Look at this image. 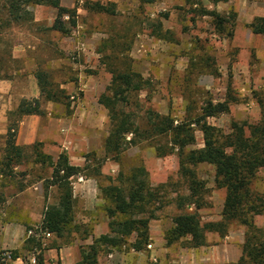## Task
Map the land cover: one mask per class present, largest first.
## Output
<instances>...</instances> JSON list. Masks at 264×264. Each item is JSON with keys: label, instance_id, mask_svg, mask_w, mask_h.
I'll use <instances>...</instances> for the list:
<instances>
[{"label": "rangeland", "instance_id": "1", "mask_svg": "<svg viewBox=\"0 0 264 264\" xmlns=\"http://www.w3.org/2000/svg\"><path fill=\"white\" fill-rule=\"evenodd\" d=\"M95 5L109 10L111 14L98 13L93 10ZM199 7L214 11L226 19L228 23L224 27V35L217 33L212 17H202L193 11H199L194 9ZM1 9L2 0L0 22L4 19ZM74 9L77 24L68 35L50 31L48 28L53 22L49 26L23 22L10 24L0 36V64L6 68L8 76H15V72L23 69L28 72L39 69L48 73L50 80L58 87L72 85L75 88L68 96L70 105L67 116L75 117L77 121L63 128L64 138L59 151L67 155L72 166L80 167L84 172L71 181L74 226L62 236L53 235L51 238H61L59 241L62 245H69L74 239L83 240L85 242L80 247L87 251V246L92 245L95 239L111 235V219L107 209L113 205L104 198L101 189L119 186L134 171L144 168L149 185L158 190L155 192L157 200H161V203L151 206L158 208L161 204L149 221L150 244V238H165L173 227L175 217L181 214L175 203L164 205L174 201L176 194H183L185 184L179 173L176 154L157 157L156 149L161 143L142 142L124 151L118 159H111L105 154L109 121L106 109L98 104V98L110 83L107 65L117 69L130 67L150 82V88L140 94L144 110L152 109L180 121L185 117H194L205 102L221 103L229 95L233 101L228 113L208 118L207 123L226 134L231 132L233 124H255L264 115V36L253 34L249 26L257 23V19L264 20V0H227L216 4L208 0H153L152 3H147V0H73L70 10ZM29 10L33 14L32 7ZM165 15L167 19H164ZM63 20L67 21L68 17L65 16ZM154 25L163 33L169 32L168 37L171 36L173 42L154 37ZM111 39L115 47L106 48L98 54L97 51L103 48L102 43ZM57 43L66 48V56L57 52L54 46ZM17 44L35 48L28 53L34 64L25 66L20 60L10 61L4 57L3 50L7 48L12 52ZM109 55L113 58L112 62L106 61L105 66L103 60ZM59 58L66 59V62L56 65ZM85 101L86 108L81 106ZM79 106L80 114L75 115ZM83 109L88 110L86 116ZM88 121L97 123L96 129L89 127ZM195 140V145L187 148V151L203 147L202 133L198 130ZM40 149L47 154L43 144ZM3 150L0 149V162ZM26 154L23 166L6 170L12 174V178L0 179V187L9 197L16 190L32 187L35 191L38 187L40 198L35 211L39 213L41 222L45 208L56 203L57 190L44 181L50 171H43L39 165L32 164L31 151ZM93 170L99 171L101 176L90 177ZM194 171L207 189L204 206L197 211L200 222H218L221 220L225 191L215 188L212 166L200 164ZM85 178L94 182L97 191L92 194L86 191L87 199L84 200L79 197L80 193L75 195L74 185ZM164 185L165 190H160ZM253 189L264 196V169L257 174ZM5 195H2V199ZM32 199L36 204L34 195L31 194V198L25 195L22 204H30ZM86 200L89 209L81 206V202ZM8 212L11 213L10 210ZM25 214L20 216L23 221L27 219ZM259 226L256 227L264 235L263 217L259 218ZM30 228L36 232V236L30 238H41L38 231L40 224ZM239 231L245 238V228L236 224L229 227L227 236ZM134 240L135 236H131L127 243L132 244ZM49 242L50 239L46 244ZM164 244L172 257L169 264H179L180 250L188 252L193 249L187 239L170 245L165 241ZM153 248L146 246L142 251H152ZM128 249L127 245L115 249L103 247L98 258L107 255V252L124 253ZM30 255L20 254V257L26 260Z\"/></svg>", "mask_w": 264, "mask_h": 264}, {"label": "trees", "instance_id": "2", "mask_svg": "<svg viewBox=\"0 0 264 264\" xmlns=\"http://www.w3.org/2000/svg\"><path fill=\"white\" fill-rule=\"evenodd\" d=\"M153 0H147L152 3ZM216 4L227 0H208ZM34 6L50 7L56 10V18L48 28L50 31L68 35L71 28L75 27L76 11L60 6V0H2L4 19L0 22V36L2 30L10 24L34 22V16L30 8ZM193 7V5H190ZM193 10L200 16H210L219 35H224V27L228 23L214 11L209 12L203 7ZM93 10L98 13L111 14L100 5H95ZM67 16L68 20L63 18ZM165 15L164 19H167ZM249 27L253 34L264 36V20L257 19ZM153 36L159 40L173 42L168 37L169 32L163 33L156 25L152 26ZM103 48L115 47L113 39L103 42ZM125 48V47H124ZM11 50L4 49L3 54L8 60L13 61ZM103 64L111 61V56H105ZM119 60V58H115ZM123 61V58L121 59ZM2 60H0L1 62ZM125 63V62H124ZM110 66V67H109ZM107 71L111 75L110 83L106 91L98 98V104L107 111L109 121V135L104 143L105 154L111 159H118L127 149L137 146L142 142L161 143L156 149L157 157H166L176 154L179 164V173L184 181L183 194H176L174 201L167 202L164 206L176 204L181 214L175 217L173 227L166 233L165 241L168 245L188 239L190 248H199L205 245L207 233H217L224 238L231 225L236 224L245 228V238L242 245V255L237 264H264V235L263 231L256 227L254 218L264 215V196L253 189V183L260 170L264 169V115L255 124H233L231 132L226 134L220 129L207 123L208 118L228 113L229 105L233 101L227 98L221 103L207 101L199 108L194 117H185L177 121L170 115H163L152 109L144 110L140 100V94L150 88V82L130 67L124 69L113 68L107 65ZM48 74V73H47ZM39 69L35 72V78L40 91V98L22 99L17 109L9 113V124L5 136V147L0 162V175L2 178H12V174L6 170H14L25 164L27 151L34 165H39L41 170L50 171L48 181L50 187L57 190L56 203L47 206L40 223L41 231L55 236L74 226L73 191L71 181L82 175L84 170L72 166L67 155L63 152L56 159L44 154L41 143L31 146H17L15 144L16 131L19 123L27 116H44L42 108L44 103L62 104L69 108V97L65 91L50 80V77ZM6 68L0 64V80L8 79ZM196 130L202 133L203 147L188 150L195 145ZM200 164H208L214 168V186L225 191V199L221 211V220L201 224L197 211L204 206V197L207 193L205 183L198 179L194 169ZM94 169V168H93ZM88 170V168H87ZM101 174L97 170L90 172V177L98 178ZM126 183V186H124ZM166 186L159 189L165 190ZM157 189H153L148 181L147 174L142 169L134 171L126 181L119 186H110L101 189L104 198L113 207L107 209V215L111 219L109 229L111 235L101 236L93 241V244L80 247V264H97V258L103 247L121 248L127 245L136 252L142 251L149 243L148 225L154 218L155 210L151 208L157 200ZM4 202L0 193V204ZM192 209V211H188ZM31 230L28 228L27 231ZM135 236L132 244L127 239ZM61 239V238H58ZM86 240V238H84ZM30 238L26 251L30 247H36V264H44L41 254L40 242ZM15 258H19L18 252H13ZM109 253V252H107Z\"/></svg>", "mask_w": 264, "mask_h": 264}, {"label": "crops", "instance_id": "3", "mask_svg": "<svg viewBox=\"0 0 264 264\" xmlns=\"http://www.w3.org/2000/svg\"><path fill=\"white\" fill-rule=\"evenodd\" d=\"M72 4L73 0H60L61 7L71 9ZM32 11L34 23L40 25L45 23L49 26L56 18V10L50 7L34 6ZM54 46L58 53L66 56L67 50L64 46L58 43ZM32 49L35 48L17 44L14 45L11 56L15 60L24 62L25 66L31 63L34 64L28 57V53ZM65 62L66 59L62 60L59 58L55 64L60 65V63ZM35 72L36 70L28 72L27 69H23L15 72V76H9L8 79L0 80L1 150L5 147L9 113L17 109L22 99L33 100L40 98L39 87L34 75ZM60 88L63 90L65 89L64 91L67 96H70L75 90L72 85H64ZM81 106L86 108V101L83 102ZM42 108L45 112L44 116H27L21 120L16 131L15 144L17 146H31L36 142L42 143L47 154L53 159H56L58 155L61 154L59 147L64 138L62 134L63 128L77 121V119L72 116H67L69 108L62 104L44 103L42 104ZM83 110V114L86 116L88 110ZM77 113L80 114V106L76 110L75 115ZM88 125L96 129L97 123L88 121ZM0 179H3L1 175ZM33 189L32 187H27L20 191L16 190V192L9 197L5 195L2 191L3 188L0 187V193L6 196L4 202L0 204V251L8 250L24 255L27 253L31 254L35 251L36 247L33 248L32 246L30 247V251H26L27 242L30 240V237L27 236L28 228L37 226L41 223L39 213L35 211V206L38 207L39 205L40 195L38 193V187L35 191ZM86 191L89 194L96 193L97 191V186H95L91 179L85 178L74 185L75 195L77 192L80 193L79 197L81 199H87V195H85ZM31 194L36 197V204H34V199H32L33 201L30 202V204H22L24 196H30L31 198ZM87 205V200L86 202H81V206L85 207L84 209H89ZM9 210L11 211L10 214L8 212ZM24 212H26L25 215L27 218L25 221L20 217ZM261 217L264 218V215L254 218V224L259 228V218ZM36 241L38 242V240ZM47 241L44 244L40 243L44 264H80V245L85 241L74 239L69 245H62L58 238H50V242L46 244ZM164 243V238H150V244L147 246H150V248L153 246L154 248L152 251L136 252L129 248L124 253L111 252L97 258V264H151V262L169 264V260H172V257L169 255L170 251ZM243 243L244 238L241 231L231 232L228 236L226 235L225 238H221L217 234H206L205 245L188 250V252L180 250L178 253V262L179 264H237L242 255ZM16 264H19V262H16Z\"/></svg>", "mask_w": 264, "mask_h": 264}, {"label": "built area", "instance_id": "4", "mask_svg": "<svg viewBox=\"0 0 264 264\" xmlns=\"http://www.w3.org/2000/svg\"><path fill=\"white\" fill-rule=\"evenodd\" d=\"M41 238H35L37 239L40 243L44 244L48 239L52 237V234L48 232L41 231ZM36 232L34 230H29L27 232L28 237H34ZM148 249H150V246H147ZM36 253H31L30 256L27 257L26 260L22 259L21 257L15 258V255L12 251H0V264H16V262H19V264H36Z\"/></svg>", "mask_w": 264, "mask_h": 264}]
</instances>
